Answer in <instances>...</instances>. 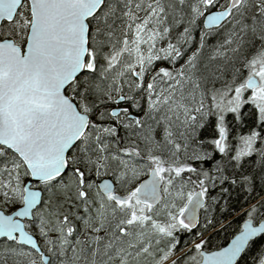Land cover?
I'll return each mask as SVG.
<instances>
[{
  "label": "snow or ice",
  "instance_id": "1",
  "mask_svg": "<svg viewBox=\"0 0 264 264\" xmlns=\"http://www.w3.org/2000/svg\"><path fill=\"white\" fill-rule=\"evenodd\" d=\"M0 264H264V0H0Z\"/></svg>",
  "mask_w": 264,
  "mask_h": 264
}]
</instances>
